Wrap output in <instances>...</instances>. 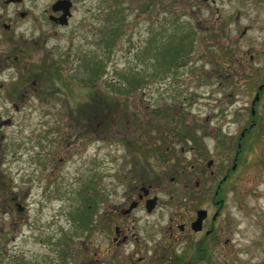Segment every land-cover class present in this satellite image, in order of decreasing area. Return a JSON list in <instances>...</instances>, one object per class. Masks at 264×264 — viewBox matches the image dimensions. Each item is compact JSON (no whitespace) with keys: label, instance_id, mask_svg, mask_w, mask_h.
Wrapping results in <instances>:
<instances>
[{"label":"rangeland","instance_id":"1","mask_svg":"<svg viewBox=\"0 0 264 264\" xmlns=\"http://www.w3.org/2000/svg\"><path fill=\"white\" fill-rule=\"evenodd\" d=\"M53 1L0 0V264H151L139 247L149 255L173 201L214 188L197 156L211 134L194 129L233 133L264 80V0H70L64 24ZM258 142L224 187L231 242L190 264H264ZM141 182L158 204L121 214L115 244L101 212Z\"/></svg>","mask_w":264,"mask_h":264},{"label":"flooded vegetation","instance_id":"2","mask_svg":"<svg viewBox=\"0 0 264 264\" xmlns=\"http://www.w3.org/2000/svg\"><path fill=\"white\" fill-rule=\"evenodd\" d=\"M60 12L56 10L49 14L56 16ZM255 85L254 99H250L248 112H245L244 118L239 122L240 126L233 133L221 128L224 121L217 127H209L207 132L205 128L194 129V131L198 130L199 135L211 134L210 139L203 140L205 148L211 154L206 157L203 151L197 150V156L204 167H208V174L204 175L213 177L214 188L203 192L201 187L198 195H196L197 191L193 190L191 197L174 200L170 211L166 214L162 233L151 240L149 255H146L148 245L141 243L138 252L142 250V253L140 252L137 256L138 260L147 257L151 264H190L191 261L204 263L222 256L223 243H230L232 239L227 235L231 229L223 220L224 187L233 174L234 168L239 165L238 162L243 160L247 151L250 152L251 148L259 143V138L264 133V115L259 111L260 97L264 93V80L255 82ZM14 106L17 105L14 104ZM186 134L188 138L196 141L195 132L188 131ZM223 144L227 146V152L221 155L218 150L222 149ZM129 158L128 163L131 162V166L139 168L137 162L140 161V157L136 153H130ZM193 166L194 163H191V167ZM199 171H204L203 166L199 167ZM201 178L202 176L193 180L194 187L199 186ZM143 183H134L132 191L126 194V198L120 205L114 206L112 210L105 209L101 212L103 220L108 222L105 224L106 230L112 225L113 235L110 239L115 244L128 240L126 227L129 229L131 226V223L121 225L124 222V219L119 218L121 214L128 215L133 209L142 208L141 205L145 211L151 212L158 204L156 194L151 192L152 182ZM150 197L153 198V203L148 209L151 203L148 199ZM133 237L137 240L136 236Z\"/></svg>","mask_w":264,"mask_h":264},{"label":"water","instance_id":"3","mask_svg":"<svg viewBox=\"0 0 264 264\" xmlns=\"http://www.w3.org/2000/svg\"><path fill=\"white\" fill-rule=\"evenodd\" d=\"M71 5V1L70 0H54L51 5H50V9L51 11H56V10H60V14L53 16L52 14H49L48 17L51 18L54 21H57L59 23H66L67 21V16L70 14L69 11V7ZM22 14V12H21ZM152 200L153 198L149 199V201L151 202L150 205L148 206V209L150 208V206L152 205Z\"/></svg>","mask_w":264,"mask_h":264},{"label":"trees","instance_id":"4","mask_svg":"<svg viewBox=\"0 0 264 264\" xmlns=\"http://www.w3.org/2000/svg\"><path fill=\"white\" fill-rule=\"evenodd\" d=\"M45 63H46V61H45ZM54 69H57V68H54ZM53 69V70H54ZM96 71V70H95ZM95 73V72H94ZM56 74H57V72H56ZM90 78V77H89ZM92 86H95V84H93ZM97 91V93L95 94V96L93 97V99H92V102H93V104H94V106L96 107V109H99L100 107L101 108H103V101L105 102L106 100L107 101H111L112 100V98H110V96H107V94L105 93H103V92H99V91H102V90H96ZM106 101V102H107ZM105 107V106H104ZM85 109H88V107H86ZM104 109V108H103ZM93 120L94 119H92V121L90 120L89 121V125H92V123H93ZM83 123H84V119H83ZM88 128L90 127V126H87ZM90 129L92 130V128L90 127Z\"/></svg>","mask_w":264,"mask_h":264}]
</instances>
